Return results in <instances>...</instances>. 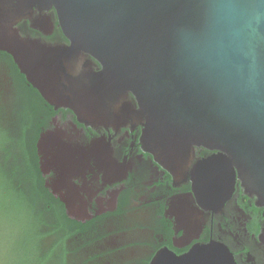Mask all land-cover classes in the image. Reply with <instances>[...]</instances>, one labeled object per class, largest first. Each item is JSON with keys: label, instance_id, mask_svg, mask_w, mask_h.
<instances>
[{"label": "water", "instance_id": "obj_1", "mask_svg": "<svg viewBox=\"0 0 264 264\" xmlns=\"http://www.w3.org/2000/svg\"><path fill=\"white\" fill-rule=\"evenodd\" d=\"M23 3L38 10L31 27L46 28L44 34L53 27L46 13L54 10L69 41L54 46L23 38L15 29L18 16L0 14V51L47 104L73 111L85 125L122 123L96 109L103 103L97 91H131L140 105L131 121H146L143 143L165 169L183 168L185 178L195 147L213 152L194 164L221 171L193 180L201 201H225L238 180L264 209V0H18ZM89 56L101 62L98 74ZM58 153L54 165L62 170ZM259 241L264 246V225ZM149 264L235 263L226 247L211 243L184 257L160 251Z\"/></svg>", "mask_w": 264, "mask_h": 264}, {"label": "flooded vegetation", "instance_id": "obj_2", "mask_svg": "<svg viewBox=\"0 0 264 264\" xmlns=\"http://www.w3.org/2000/svg\"><path fill=\"white\" fill-rule=\"evenodd\" d=\"M22 5L18 0H0L1 16H18L15 29L20 36L47 45L69 44L54 10L46 13L53 27L44 34L46 28L31 27L38 10ZM87 59L93 72L102 71L97 58ZM34 92L12 58L0 51V153L12 164L18 162V153H32L47 194L60 203L67 221L62 233L65 264H149L160 251L184 257L211 243L226 247L235 264H264L259 241L264 209L256 206L240 182L236 180L225 201L223 196L201 201L193 191L198 175L209 179L221 173L194 168L212 151L195 147L182 178L183 168L171 173L147 151L142 140L146 121H131L132 108L140 109L131 91L123 96L118 87L97 91L103 103L96 109L123 121L107 125L80 123L73 111L54 109ZM40 152L46 153V161ZM54 152H59L60 160L58 155L56 159L63 163L62 170L60 163L54 165ZM61 198L75 202L69 207ZM46 219L53 223V210H47ZM54 238L52 233L50 239Z\"/></svg>", "mask_w": 264, "mask_h": 264}, {"label": "trees", "instance_id": "obj_3", "mask_svg": "<svg viewBox=\"0 0 264 264\" xmlns=\"http://www.w3.org/2000/svg\"><path fill=\"white\" fill-rule=\"evenodd\" d=\"M17 161L10 166L0 163V215H13L20 220L10 244L13 251L0 262L65 264L62 233L67 221L60 203L47 194L32 153H18ZM50 209L54 213L51 224L46 219ZM52 233H55L54 239H50Z\"/></svg>", "mask_w": 264, "mask_h": 264}, {"label": "rangeland", "instance_id": "obj_4", "mask_svg": "<svg viewBox=\"0 0 264 264\" xmlns=\"http://www.w3.org/2000/svg\"><path fill=\"white\" fill-rule=\"evenodd\" d=\"M0 163H5L9 166L12 164L11 159H8L3 153H0ZM5 216L6 215H0V261L11 255L13 250L10 244L18 232L19 227L17 225L19 224L18 221H20L16 216Z\"/></svg>", "mask_w": 264, "mask_h": 264}]
</instances>
